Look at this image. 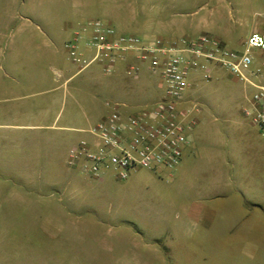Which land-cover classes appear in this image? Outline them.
I'll list each match as a JSON object with an SVG mask.
<instances>
[{
  "label": "rangeland",
  "instance_id": "374dc122",
  "mask_svg": "<svg viewBox=\"0 0 264 264\" xmlns=\"http://www.w3.org/2000/svg\"><path fill=\"white\" fill-rule=\"evenodd\" d=\"M8 1L10 24L4 34L9 35L10 82L36 74L22 68L30 57L19 52L16 43L43 31L46 19L60 23L80 5L87 6L89 15L84 22L58 39L57 62L60 69L68 67L65 76L79 72L69 80L68 88L78 89L79 96L90 100L79 103V111L67 100L58 123L65 128L51 133L56 140L51 148L33 143L28 132L0 128V264H139L133 259L132 245L152 243L145 217L155 206L163 209L168 227L176 222L183 226L180 241H157L164 246L209 243L208 236L215 243H243L242 222L236 214L233 219L223 212L216 215L213 230L206 231L188 219L187 209L195 202L216 206L223 202L218 199L232 196L241 200L244 209H253L259 202L261 179L255 178L254 185L237 180V173L247 170L250 160L264 159V140L243 114L252 89L213 65L207 80L203 72H191L184 100L198 110L193 113L195 124L187 132L190 143L180 168L157 173L137 170L126 180H117L110 173L90 179L67 164L72 143L89 138L86 131L110 112L106 103L124 104V114L138 111L159 99L162 83L144 67L138 78L128 76L129 59L110 75H104L97 64L79 70L70 62L64 44L82 25L99 20L118 33L142 40L177 42L208 35L239 50L252 32L264 34V0ZM254 52L259 82L264 83V50ZM69 114L72 120L64 125Z\"/></svg>",
  "mask_w": 264,
  "mask_h": 264
},
{
  "label": "built area",
  "instance_id": "2783aa9c",
  "mask_svg": "<svg viewBox=\"0 0 264 264\" xmlns=\"http://www.w3.org/2000/svg\"><path fill=\"white\" fill-rule=\"evenodd\" d=\"M64 48L79 70L97 64L104 75H110L119 63L131 59L126 66L128 76L138 78L144 67L162 83L159 99L138 111L124 114V104L106 103L110 112L86 131L88 139L69 149L67 164L87 178L99 179L110 173L117 180H126L137 170H175L189 143L187 132L195 124L193 113L198 110L184 100L187 78L191 72L201 71L207 80L212 65L252 89L243 114L264 140V83L259 82L260 69L254 65V51L264 50V34L252 32L241 49L233 50L208 35L177 42L142 40L91 20Z\"/></svg>",
  "mask_w": 264,
  "mask_h": 264
},
{
  "label": "crops",
  "instance_id": "0c3cea01",
  "mask_svg": "<svg viewBox=\"0 0 264 264\" xmlns=\"http://www.w3.org/2000/svg\"><path fill=\"white\" fill-rule=\"evenodd\" d=\"M8 7V0H0V119L2 121L0 128L28 132L33 143L40 147L44 145L45 148H51L52 145H56V140L53 139L51 133L65 128L58 126V123L67 100H72L78 111L80 110L79 103L90 100L79 96L78 89L76 91L75 88H68L69 80L79 72L65 76L69 73L68 67L60 69L57 62L58 39L75 24L84 22V19L89 15V10L86 9L87 6L80 5L73 14L67 15L65 20L60 23L57 19H46L43 31L29 35L19 45L16 43L18 51L23 50L26 57H30L29 62L27 60L22 68L26 72L33 71L36 74L30 78H27V75L23 80L10 82L8 81L9 72L13 70V67L10 64L8 50L9 35L4 34V30H7L10 24ZM4 8L6 9L5 14ZM14 50L17 51V49ZM129 61L132 62L131 59ZM62 77H64L63 80L59 81ZM76 97H80V99ZM16 101H21L22 105L10 104ZM80 114L83 117L87 116L81 111ZM71 116L72 114L67 115L62 123L65 125L70 122ZM76 131L85 132L83 129H76ZM181 164L182 160L176 169H179ZM247 168V170L237 173L238 183L250 182L254 185L255 178L261 179L259 202L255 203L253 209H244L243 203L237 196L224 199L225 201L220 198L218 200L223 202H217L216 206L195 202L187 209L188 219L196 226L201 225L206 231L213 230L211 224L216 215H221L223 212L233 219L236 214L242 222L243 243H215L212 237L208 236L209 243H169L164 246L157 241L159 239L180 241L183 237L180 238L178 233L183 231V226L182 223L176 222L173 227H168V218L161 215L163 209L155 206L153 211H146L145 217L149 239L152 243H133V259H136L139 264L141 262L143 264H264V209L259 207V205L264 206V159L250 160ZM257 169L259 174H262L261 176L255 173ZM226 179L230 180L228 177ZM217 184L221 186V180L217 181ZM224 206L225 209H223ZM171 233L174 234V237ZM190 248H194V251L191 252ZM192 257H194L193 262Z\"/></svg>",
  "mask_w": 264,
  "mask_h": 264
}]
</instances>
